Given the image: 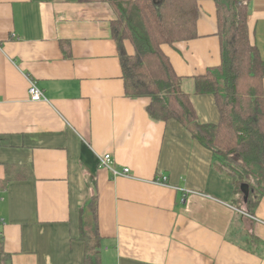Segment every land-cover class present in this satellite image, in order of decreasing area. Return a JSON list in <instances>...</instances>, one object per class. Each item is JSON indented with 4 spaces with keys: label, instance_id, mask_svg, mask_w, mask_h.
Segmentation results:
<instances>
[{
    "label": "crops",
    "instance_id": "0c3cea01",
    "mask_svg": "<svg viewBox=\"0 0 264 264\" xmlns=\"http://www.w3.org/2000/svg\"><path fill=\"white\" fill-rule=\"evenodd\" d=\"M198 8L197 39L161 48L199 123L217 125L215 97L195 95L221 64L217 7ZM114 16L107 3L0 0V239L12 263L85 264L95 199L101 264H264V199L249 211L210 150L151 120L149 98L125 96ZM248 26L264 61V0L250 1ZM30 81L46 101H30ZM107 154L128 177L99 166Z\"/></svg>",
    "mask_w": 264,
    "mask_h": 264
},
{
    "label": "trees",
    "instance_id": "16d2710c",
    "mask_svg": "<svg viewBox=\"0 0 264 264\" xmlns=\"http://www.w3.org/2000/svg\"><path fill=\"white\" fill-rule=\"evenodd\" d=\"M202 0H79L107 3L115 14L111 22L129 99L149 98L147 114L156 122H178L192 139L211 151L215 165L227 173L254 211L264 199V61L251 43L248 26L251 0H212L217 7L221 64L195 79V95H211L219 110L216 124L202 125L191 95L182 89L163 45L197 39L198 2ZM125 42L134 48L128 54ZM67 57L70 56L66 54ZM91 213L92 229L82 223L85 264H101L100 235L95 199L83 210ZM82 214V215H83ZM83 219V218H82ZM0 239V264H13Z\"/></svg>",
    "mask_w": 264,
    "mask_h": 264
},
{
    "label": "built area",
    "instance_id": "2783aa9c",
    "mask_svg": "<svg viewBox=\"0 0 264 264\" xmlns=\"http://www.w3.org/2000/svg\"><path fill=\"white\" fill-rule=\"evenodd\" d=\"M30 83H31V86L29 89L30 90L29 91L30 101L33 103L46 101V97H45L43 90L40 89L39 86L35 82L30 81ZM110 157L111 156L109 154H107L106 156H100L99 157V166L102 168H107V169L111 170V172L113 173L114 176L121 174V176L128 177L129 173H130V169L125 168L122 172L121 171L118 172V171L112 169V167H111L112 160ZM166 181H167V178H163V181H155V183L159 184V185H164V183H166Z\"/></svg>",
    "mask_w": 264,
    "mask_h": 264
},
{
    "label": "rangeland",
    "instance_id": "374dc122",
    "mask_svg": "<svg viewBox=\"0 0 264 264\" xmlns=\"http://www.w3.org/2000/svg\"><path fill=\"white\" fill-rule=\"evenodd\" d=\"M90 221H91V213H89L88 210H86L85 214H83V222L87 225L84 228L87 231H89L87 228H88V226H90ZM90 231H91V229H90Z\"/></svg>",
    "mask_w": 264,
    "mask_h": 264
},
{
    "label": "water",
    "instance_id": "95a60500",
    "mask_svg": "<svg viewBox=\"0 0 264 264\" xmlns=\"http://www.w3.org/2000/svg\"><path fill=\"white\" fill-rule=\"evenodd\" d=\"M242 193L244 195L245 202H248V197H249V186H243L242 187Z\"/></svg>",
    "mask_w": 264,
    "mask_h": 264
}]
</instances>
